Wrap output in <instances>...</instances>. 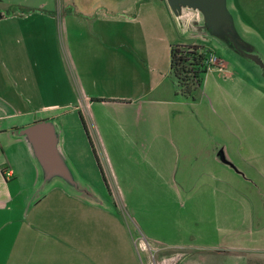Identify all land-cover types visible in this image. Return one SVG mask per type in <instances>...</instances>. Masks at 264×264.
<instances>
[{
	"label": "crops",
	"instance_id": "0c3cea01",
	"mask_svg": "<svg viewBox=\"0 0 264 264\" xmlns=\"http://www.w3.org/2000/svg\"><path fill=\"white\" fill-rule=\"evenodd\" d=\"M171 2L60 0L57 16L32 12L0 18V264H137L117 205L94 196L93 187L79 184L73 172L82 162L92 167L90 144L97 155L81 123L85 115L95 141L117 148L118 154L106 158L110 166L115 157L139 161L126 150L138 138L151 147L142 158L146 162L187 161L192 169L194 163H207L202 172L196 169L192 176L187 171L179 180L170 169L128 173L122 167L120 177L112 170L108 191L120 195L148 243L182 248L212 233L230 237L231 194L243 205L249 201L251 223L244 225L254 226L250 195L261 194L260 182L245 173L259 181L260 173L253 167L250 172L249 164L232 168L230 162L258 161V143L238 139L221 123L175 127L168 122L182 100L169 70L170 47L200 45L240 55L245 41L228 0H200L197 9L190 0ZM248 48V55L261 60ZM217 60L220 66L207 73L226 66ZM101 108L120 114L107 123ZM190 124L211 131L207 139L186 140L180 130ZM233 126L241 135L242 125ZM224 130L239 142L236 149L222 137ZM167 145L171 150L165 153L158 149ZM192 177L197 184H191ZM138 190L148 195L140 209L121 196ZM208 195L220 209L209 222L202 213ZM245 219L243 213L241 223ZM246 241L237 234L227 247L240 250ZM247 248L256 250L255 245Z\"/></svg>",
	"mask_w": 264,
	"mask_h": 264
},
{
	"label": "rangeland",
	"instance_id": "374dc122",
	"mask_svg": "<svg viewBox=\"0 0 264 264\" xmlns=\"http://www.w3.org/2000/svg\"><path fill=\"white\" fill-rule=\"evenodd\" d=\"M40 4H46L47 6L44 9L46 11L52 10L48 12H55L56 16L58 14L56 7L59 10L61 9L60 0H0V11L9 8V5L40 9V7L33 8ZM228 6L230 12L235 17V26L245 41L244 51H241L240 55H237L228 49H224V51L217 48L212 52L209 50L213 53L209 55L208 62L210 66L219 67L220 63L217 59L226 62V66L221 71L215 68L213 71L208 72L202 78L201 86L194 92L193 98L181 96L182 100L175 110L172 111L171 119L168 122L171 121L175 127H179L181 124H187V122L196 125L221 123L224 128L229 129L230 133H236L238 139L250 137L252 138L251 142L255 141L256 144L258 143L256 146L258 161L253 163H244L241 161L230 162L232 168H237L236 166L238 165L245 166L244 164H249L247 168L250 172H252L251 168L253 167L257 173H260V181L259 176H253L247 171L245 173L252 180L254 178L256 183L260 182L261 194L250 195L251 202H254L253 214L256 216L254 219L255 223L253 222L254 226L248 227V225H244L251 223V218H249L248 213L252 209V206H250L249 201L243 205L239 203L240 199L238 202L234 200L236 195L231 194V202L227 209L228 219L230 221L229 228L232 230L230 237L227 238V234L225 233H212L206 239L196 237V239H193L189 243L194 246L182 248L148 243L143 238L140 227L137 224L136 226V222L134 223L129 214L126 213V210L122 206L123 202L120 195H116L114 190L112 193L110 192L111 194L108 191V186L105 182L110 184L112 170L120 177L121 171H127L129 173L131 170L142 173L148 170L168 171L170 169V171L175 172V177L179 180L181 175H184L187 171L192 176L196 169L202 172L207 168V163H198L197 166L194 163L192 169L190 168L192 163L187 161L180 163L146 162V159L142 160V158L148 153L151 147L146 146V143L141 141L142 138H138L134 139L136 140L133 142L134 146H128L126 150L129 155L139 161L123 163L119 161V157H115L111 159L110 166L108 162L109 156L113 158L114 154H118L117 148L100 146L95 141V132L91 125L92 123L85 115V124L93 138V144L95 145L100 161L99 165L106 181L103 180L92 149L90 150V157L91 159L93 158L92 167L88 163L81 161V165L73 169V172L79 184L82 181L93 187V190L96 192L94 196L98 197L99 195L102 201H110V203L113 202L117 205V210L127 225L134 244L137 264H264V0H228ZM63 42L64 38L60 33L62 47ZM248 46L254 48L255 53L260 56L261 60L254 59L253 56L248 55L250 54ZM213 55L215 60L212 58ZM117 114H120V111L108 108H101L100 110V116L106 119L107 123L110 118L113 119ZM192 124H190L191 128L182 127V130H180L182 136L189 141L192 139H207V135L211 131L206 132L205 130L199 129V126ZM235 124L242 125L243 130L241 135L234 128L233 125ZM176 132H179V130L177 129ZM212 132L219 133L218 130L213 131V129ZM222 137L229 139L232 149L237 148L239 142H236L230 134L227 136L225 130L222 132ZM158 149L163 150L164 153L171 150L168 145L166 147L161 146ZM241 150L244 153V146L241 147ZM121 168L122 170L120 171ZM82 173L90 175L84 176ZM77 174L81 175L80 179L77 178ZM82 176L84 177L82 178ZM197 179L192 177L191 184H197ZM249 189L251 190L252 188L249 187ZM121 196L124 199L128 197L136 209L138 207L139 209L140 207L142 208L143 203L148 198V195L142 193L140 190L124 193ZM156 197L152 196L151 198ZM213 204L210 195L204 197V211L202 213L206 215L208 222L213 220L212 214L217 216L220 213V209H217ZM243 213H246V219L241 223ZM206 225H208L207 222ZM212 229L219 230V228ZM237 234H244L247 241L243 244L240 243V250L237 248H228L229 243H232L230 241L234 236L237 237ZM245 245L246 247H253L255 245L256 250L249 248L246 250L244 249Z\"/></svg>",
	"mask_w": 264,
	"mask_h": 264
},
{
	"label": "trees",
	"instance_id": "16d2710c",
	"mask_svg": "<svg viewBox=\"0 0 264 264\" xmlns=\"http://www.w3.org/2000/svg\"><path fill=\"white\" fill-rule=\"evenodd\" d=\"M8 7L9 8L0 11V18L10 17L18 14H28L32 12H40L46 14L53 13L42 9H29L10 5ZM76 16L80 17L79 15ZM210 54L212 53L209 50L200 45H172L170 47L169 70L174 79L176 95H180L185 98H193L194 92L201 86L203 76L207 73L208 68L211 67L208 62ZM80 119L84 131L86 132L88 137V132L82 116L80 117ZM90 145L95 160L103 176V180L106 181L104 174L100 168L95 150L92 147V144Z\"/></svg>",
	"mask_w": 264,
	"mask_h": 264
},
{
	"label": "water",
	"instance_id": "95a60500",
	"mask_svg": "<svg viewBox=\"0 0 264 264\" xmlns=\"http://www.w3.org/2000/svg\"><path fill=\"white\" fill-rule=\"evenodd\" d=\"M171 1L173 2L174 0H171ZM199 1L200 0H190V4H191L190 6L193 7V8H195V9H197L198 8ZM175 13H176V11H175ZM40 144H41V147H43V149L46 147L45 140L40 141Z\"/></svg>",
	"mask_w": 264,
	"mask_h": 264
},
{
	"label": "built area",
	"instance_id": "2783aa9c",
	"mask_svg": "<svg viewBox=\"0 0 264 264\" xmlns=\"http://www.w3.org/2000/svg\"><path fill=\"white\" fill-rule=\"evenodd\" d=\"M212 58H214V57H212ZM213 60H215V58Z\"/></svg>",
	"mask_w": 264,
	"mask_h": 264
}]
</instances>
